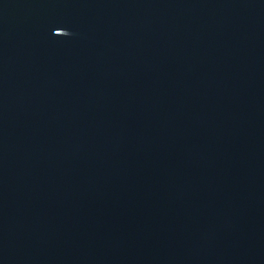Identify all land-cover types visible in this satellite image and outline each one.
<instances>
[{"label": "water", "instance_id": "obj_1", "mask_svg": "<svg viewBox=\"0 0 264 264\" xmlns=\"http://www.w3.org/2000/svg\"><path fill=\"white\" fill-rule=\"evenodd\" d=\"M0 264H264V0H0Z\"/></svg>", "mask_w": 264, "mask_h": 264}]
</instances>
